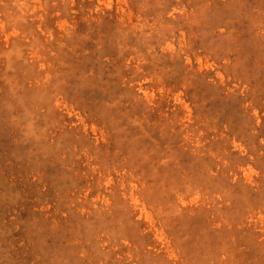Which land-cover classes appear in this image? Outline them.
Returning <instances> with one entry per match:
<instances>
[{"label": "rangeland", "instance_id": "obj_1", "mask_svg": "<svg viewBox=\"0 0 264 264\" xmlns=\"http://www.w3.org/2000/svg\"><path fill=\"white\" fill-rule=\"evenodd\" d=\"M0 264H264V0H0Z\"/></svg>", "mask_w": 264, "mask_h": 264}]
</instances>
